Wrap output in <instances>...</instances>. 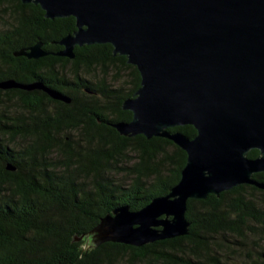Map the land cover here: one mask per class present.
Segmentation results:
<instances>
[{
    "label": "trees",
    "instance_id": "trees-1",
    "mask_svg": "<svg viewBox=\"0 0 264 264\" xmlns=\"http://www.w3.org/2000/svg\"><path fill=\"white\" fill-rule=\"evenodd\" d=\"M3 17L13 29L17 22L25 23L28 46L56 43L76 29L74 18L45 19L39 6L20 0H0ZM112 50L109 44L75 47L74 59L59 58L61 91L76 80L66 91L76 95L66 106L68 112H61V128L67 134L59 144L13 150L2 138L6 130L0 126V264H227L239 261L241 251L246 255L240 264H264V191L250 185L219 197L188 200L187 236L142 247L90 245L89 233L106 215L121 206L138 211L167 195L186 164L185 152L171 141L123 137L111 126L131 120L132 114L121 106L140 87L136 67L113 56ZM94 69L102 72L98 83L92 78ZM108 70L114 71L113 80L122 81L123 73L129 80L113 88L105 82ZM168 131L189 138L196 135L192 126ZM64 136L70 137L68 141ZM128 153L137 161L122 167ZM258 155L251 150L247 156ZM7 164L14 170H7ZM116 166L128 181L112 180L109 175L118 172ZM253 178L264 182V173Z\"/></svg>",
    "mask_w": 264,
    "mask_h": 264
},
{
    "label": "water",
    "instance_id": "water-1",
    "mask_svg": "<svg viewBox=\"0 0 264 264\" xmlns=\"http://www.w3.org/2000/svg\"><path fill=\"white\" fill-rule=\"evenodd\" d=\"M45 19L72 17L60 57L75 47L112 46L136 67L140 87L125 99L129 122L111 126L123 137L171 141L186 154L178 183L138 211L116 208L89 233L90 245L142 247L187 236L188 200L219 197L241 185L264 191V0H20ZM16 55L45 56L36 44ZM15 84L0 83L1 89ZM23 88H30L26 86ZM56 100L69 97L47 91ZM192 126L189 138L175 127ZM251 150L258 157L249 158ZM6 169L14 170L10 164Z\"/></svg>",
    "mask_w": 264,
    "mask_h": 264
},
{
    "label": "flooded vegetation",
    "instance_id": "flooded-vegetation-1",
    "mask_svg": "<svg viewBox=\"0 0 264 264\" xmlns=\"http://www.w3.org/2000/svg\"><path fill=\"white\" fill-rule=\"evenodd\" d=\"M8 22L7 17L0 19V83L12 81L15 85L8 89L0 88V100L6 103L0 105V126L6 130L2 138L11 145H57L61 136L67 134V129L61 128V112H68L66 106L73 103L76 95L66 92L76 85L75 79L69 89L61 91V57L57 53L63 47L57 42H37L28 46L25 44V23L18 26L17 22L13 29L7 25ZM36 44L40 45L45 56L29 59L16 55L20 51L28 52ZM53 46L58 48L52 49ZM26 86L30 88H23ZM47 91L64 94L70 98L71 104L53 99ZM69 138L64 136L66 141Z\"/></svg>",
    "mask_w": 264,
    "mask_h": 264
},
{
    "label": "rangeland",
    "instance_id": "rangeland-1",
    "mask_svg": "<svg viewBox=\"0 0 264 264\" xmlns=\"http://www.w3.org/2000/svg\"><path fill=\"white\" fill-rule=\"evenodd\" d=\"M109 71V70H108ZM83 73V72H82ZM92 73L94 74L93 76H92V78H93V80L95 79V81L97 82V80L98 79H101L102 78V72L101 71H99L98 69H94V71H92ZM83 75V77H85V78H87V79H89V80H91L92 78H91V76H89L88 74H86V73H83L82 74ZM128 74H126V73H123L122 75H121V77H122V81H116V80H113L114 79V77H115V73H114V71H109V74H108V76H107V79H106V84H109V86H111V87H113V88H118V87H120V86H123L122 84H121V82H123V79H126V80H129V75L127 76ZM98 83V82H97ZM72 134H75V133H72ZM25 145H10V148L11 149H13V150H18V149H20V148H23ZM136 158H135V156H134V154L133 153H128L127 155H126V157H125V160H123L122 161V164H120L122 167H126V168H128V167H130V166H132L134 163H136ZM119 164V163H118ZM115 169L118 171V172H115V170L113 171V173L111 174V175H109L111 178H112V180L113 181H115V182H119V181H121V182H123V181H128L130 178H128V179H123L120 175V173L119 172H121V170H118V166H116L115 167ZM245 255H246V251H241V252H237V256H238V258L240 259L239 261L238 260H229V261H233V262H235V263H233V262H227V264H240L241 262H242V260H244V257H245Z\"/></svg>",
    "mask_w": 264,
    "mask_h": 264
}]
</instances>
